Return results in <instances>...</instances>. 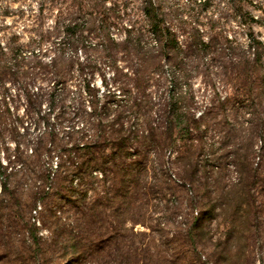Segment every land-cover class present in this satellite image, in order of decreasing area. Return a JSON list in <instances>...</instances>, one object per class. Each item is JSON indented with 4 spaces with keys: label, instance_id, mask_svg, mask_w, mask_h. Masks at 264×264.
<instances>
[{
    "label": "rangeland",
    "instance_id": "rangeland-1",
    "mask_svg": "<svg viewBox=\"0 0 264 264\" xmlns=\"http://www.w3.org/2000/svg\"><path fill=\"white\" fill-rule=\"evenodd\" d=\"M154 2L182 48L180 57L174 50L165 53L179 58L181 71L164 68L170 76L176 70L180 80L164 84L156 82V76L148 88L139 90L127 83L134 71L142 78L141 57L148 51L161 53L162 58L146 63L149 70L160 60L165 63L144 14L145 0H0V71L8 88V107H1L6 115L0 122V160L6 164L16 156L17 119L25 121L32 137L39 133L26 117L33 108L26 99L28 91L42 90V108L48 112L57 73L69 71L74 77L69 81L73 93L66 105L74 107L80 63L93 71L92 83L100 95L108 89L120 95L121 85L125 89L122 104L130 102L137 105L136 110H147L156 126L172 96L178 108L196 116L198 125L193 124L186 140L179 139L167 151L158 141L149 148L151 166L157 168L149 175H164L165 181L163 194L155 186L149 199H139V219L144 222L134 226L137 237L131 238L149 249L140 260L145 264H264V50L260 49L261 59L256 62L251 41L254 37L264 45V0ZM80 13L91 15L93 23L103 19L109 24L107 32L118 44L115 67L100 54L78 52L76 56L72 49L63 48L64 27ZM15 47L28 57L32 51L37 56L5 67ZM103 77L108 89L102 84ZM146 96L149 102L141 103ZM105 99L98 105H104ZM89 105L86 98L88 112ZM129 111L124 113L126 120L133 116ZM115 115L113 111L107 119ZM78 126L82 128V123ZM55 161L53 155L52 160L43 158L42 164L52 172ZM95 188L89 194L91 203L102 202L98 204L106 209L107 220L117 224L116 202L100 200L107 186ZM24 189L18 188L20 195ZM22 198L24 205L27 199ZM33 216L41 220L40 214ZM192 225L196 226L194 239L188 233ZM103 254L117 255L114 250ZM50 259V264L59 263L58 258ZM136 262V258L128 261Z\"/></svg>",
    "mask_w": 264,
    "mask_h": 264
},
{
    "label": "trees",
    "instance_id": "trees-1",
    "mask_svg": "<svg viewBox=\"0 0 264 264\" xmlns=\"http://www.w3.org/2000/svg\"><path fill=\"white\" fill-rule=\"evenodd\" d=\"M144 5L150 32L161 45L165 63L161 64L160 60L152 69H146V63L161 56V53L148 51L141 57L145 71L142 78L138 71H134V77L128 78L127 85L145 90L156 76V82L176 84L180 80L177 71L170 76L168 72L166 75L164 68L169 66L181 71V63L177 56L170 58L165 53L174 50L180 57L182 48L173 32L165 26L154 0H145ZM108 28L107 21L98 19L93 23L91 15L80 13L64 27L63 48L72 49L76 56L78 52L100 54L111 67H115L118 44L110 37ZM96 40L97 43L94 42ZM251 41L257 52V62L261 59L259 51L264 50V45L254 37ZM140 43L139 40L137 44ZM38 48H42L41 40ZM11 53L12 58L10 62L6 60L5 67L37 54L32 51L28 57V53L19 47L12 48ZM89 70V66L80 63L77 74L80 80L72 109L66 105L67 98L73 93L69 81L74 77L69 71L57 73L48 112L42 108L41 89L26 94L27 101L33 106L26 117L32 119L33 129L39 133L32 137L25 121L17 119L19 129L16 127L14 130L19 138L16 156L14 160L9 158L6 164L0 160V264H50L52 257L58 258V264L92 261L96 264H129L131 258H136L135 264H145L140 257L149 249L143 243L136 245L131 238L137 237L134 226L144 222L139 219L142 211L139 199H149L155 186H159L163 194L165 181L164 175H149L152 169H157L151 166L150 149L155 141L160 142L163 151H167L179 139L186 140L192 125H198V120L189 111L178 108V101L171 96L160 112L161 124L156 126L147 110H136L137 105L131 106L130 102L123 105L120 96L125 91L124 87L119 85L120 95L112 93L106 77H103L102 84L108 93L100 95L92 83L94 73ZM6 92L8 88L0 71V122L6 115L1 107H8ZM102 97L106 98V103L99 106ZM86 98L90 102V112L85 109ZM146 98L140 102L148 103L150 98ZM128 108L133 116L126 120L124 113L129 111ZM113 111L116 112L115 117L108 120ZM7 112L10 114L9 108ZM79 122L82 128L78 126ZM53 155L56 161L51 172L44 168L42 162L45 157L52 160ZM101 185L107 188L100 200L109 204L116 202L114 214L119 219L117 224L114 220H107L106 209H100L98 204L102 202L91 203L89 199V194ZM24 187L25 192L20 195L18 188ZM22 196L27 199L24 205ZM55 203L56 209L53 208ZM34 214H40L41 220L36 221ZM198 221L195 218V222ZM195 228L192 225L188 230L193 239ZM42 231L47 235L44 236ZM112 250L117 253L116 257L103 254Z\"/></svg>",
    "mask_w": 264,
    "mask_h": 264
}]
</instances>
